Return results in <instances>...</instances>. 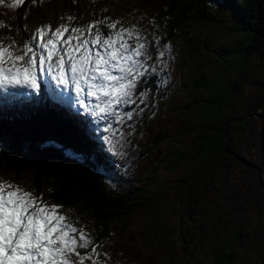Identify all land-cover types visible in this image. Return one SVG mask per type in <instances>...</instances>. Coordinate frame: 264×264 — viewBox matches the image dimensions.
Here are the masks:
<instances>
[{"label":"rangeland","instance_id":"rangeland-1","mask_svg":"<svg viewBox=\"0 0 264 264\" xmlns=\"http://www.w3.org/2000/svg\"><path fill=\"white\" fill-rule=\"evenodd\" d=\"M145 1L69 0L67 4V0H37L36 3L25 0L17 8L9 7L13 0H5L0 4V23L3 24L0 27V42L5 46L11 39L20 43L25 38L19 30L20 26L32 30L41 25H51L53 29L59 24L81 27L91 22L89 15L94 12H99L101 17H109L108 22L119 20L117 28H138L144 42L162 36L164 43L170 44L171 58L169 49L161 48L165 53L164 59L169 64L167 92L161 96L151 86L147 89L151 96L157 97L149 101L158 106L155 115L149 119L153 109L134 98L135 104L121 105L117 109L124 119L112 129L114 137L108 132L103 134L112 139L115 148L126 153L125 167L119 172L114 169V178L104 182L114 193L134 198V210L127 215V219L123 222H111L106 235L98 234L89 212L81 205L74 207L69 202L56 200L52 197L51 189L44 190L37 186L36 177L32 173L27 170L16 171L1 157L0 180L43 194L42 199L48 204L61 205L60 213L67 217L66 222L82 227L91 238L98 241L102 254L101 264H217L216 254L228 242H231V252L234 255L232 264H262L264 110L261 114L260 108L253 110L249 121L238 119L250 112L258 101L264 100V43L261 40L254 44L253 40L251 45H256L255 48L243 52L240 57L246 58L248 66L242 71L235 68L238 62L233 47L242 40L245 28L251 29L253 22L259 24L255 25L257 28L264 24L263 7L260 6L250 14L245 12V22L246 17L253 19L247 21L249 26L246 27L241 25L238 19L240 16L233 10V6L242 0H188L185 4L191 5L194 1L197 3L196 7H205L206 3L211 15L208 23L200 21L195 25H189L190 22L185 24L192 40L201 48L206 44L208 47L190 55L186 44V30H183L185 26L177 29L174 40L167 38L163 29L164 21L159 17L160 7L166 10V3L156 0L148 8ZM68 16L74 17V20L69 21ZM255 16L262 20L256 21ZM125 18L129 21L127 24L123 23ZM251 31L255 33L257 30ZM129 42L134 45L135 39ZM230 49L228 54H220ZM155 54L153 51V57ZM201 73L207 78L214 73H225L229 79V89L232 83L240 82L217 125L218 129L223 124L227 127L230 141L223 144L207 163H201L198 159L200 145L197 141L201 134H209L203 130H207L205 127H213L216 120H204L202 112L197 108L201 103L198 98L210 95L194 91L193 80ZM156 83L161 88L165 87L160 80ZM44 85L46 93L49 89L57 91L56 85L51 81L48 84L41 82L39 94L30 93L26 89L8 91L22 96L34 95L36 99L38 95L41 99ZM0 93L6 92L0 90ZM193 102L198 105L192 106ZM67 103L76 110L73 106L74 96L68 95ZM127 112L133 114L131 121L127 120ZM88 117L94 121L93 117ZM228 117L234 120L230 119L226 123ZM97 122L106 127L102 120ZM130 124L135 126L134 135H126L131 130ZM210 132L214 133L213 130ZM122 133L131 146H121ZM34 141L40 147L39 140ZM43 145L54 154L63 153L65 158L71 156L65 147L56 145L49 139H45ZM75 215L78 217H74ZM157 225L164 228L168 237L164 243L157 242L154 235ZM103 253L109 254L111 259L104 257ZM226 258L225 256L224 259Z\"/></svg>","mask_w":264,"mask_h":264},{"label":"snow or ice","instance_id":"snow-or-ice-1","mask_svg":"<svg viewBox=\"0 0 264 264\" xmlns=\"http://www.w3.org/2000/svg\"><path fill=\"white\" fill-rule=\"evenodd\" d=\"M4 2L0 0V4ZM24 3L25 0H13L9 7ZM67 19L72 21L74 17ZM109 20L104 17L81 27L59 24L54 29L51 25L34 30L22 28L25 38L20 43L11 39L5 46L0 42V90L26 89L39 94L42 81L54 82L57 91L51 97L53 110L72 95L77 114L102 120L105 132L113 137L115 124L124 119L117 109L135 104L134 98L153 109L148 116L151 119L158 106L149 101L157 97L147 89L151 86L161 96L167 92L169 64L161 48L169 49L171 58V46L164 43L162 36L144 42L138 28H117L120 21ZM133 38L134 45L129 42ZM157 80L165 87L161 88ZM126 116L128 121L133 119L131 112ZM65 118L82 127L76 117ZM129 127L126 135H134L135 126ZM124 135L121 134V146H131ZM90 155L102 161L106 169L117 172L127 163L126 153L115 148L109 136ZM42 196L0 180V264H101L98 241L82 227L66 222L67 217L60 213L62 206L48 204ZM103 256L111 259L107 253Z\"/></svg>","mask_w":264,"mask_h":264},{"label":"trees","instance_id":"trees-1","mask_svg":"<svg viewBox=\"0 0 264 264\" xmlns=\"http://www.w3.org/2000/svg\"><path fill=\"white\" fill-rule=\"evenodd\" d=\"M159 1L163 4L166 3V10L160 7L161 14L159 17L164 21L163 29L169 40H174L177 36V29L183 28L186 23L190 22L189 25L198 24L200 21L208 23V18L211 17L209 14L210 7L206 3H204L205 7H196L197 3L195 4L194 1H192L191 5L185 4L188 0ZM156 2V0H146L144 3L150 8ZM68 3L69 0H67ZM260 6L263 7L264 11V0H242L233 6V10L237 16H240L238 19L241 25L248 27L249 22L253 19L246 17L249 22H245V12L250 14L259 9ZM104 17L107 16L101 17L99 12H94L89 15V20L91 22L103 20ZM255 18L256 21L262 20V18H257L256 16ZM128 22L126 18L123 20L124 24ZM252 24L251 29L257 31L254 33L250 28L243 27L246 33L242 34V40L238 41L233 47L234 53L237 54L236 61L238 65L235 68L238 71H242L248 66L246 58L240 56L243 55L246 49L250 51L255 48L256 45L252 46L251 42L254 40L253 43L255 44L262 40L264 43V24H261L258 28L255 27V25H259L257 22ZM21 29L22 27L20 26L19 30ZM186 29L187 27L185 26L183 30ZM187 32L188 30L185 33L186 44L190 55L196 53L199 49L205 50L208 48L207 44L204 48H201ZM231 49L220 54H228ZM223 60L225 61V59ZM199 67L201 68L202 65ZM213 77L214 80H212ZM193 81L194 91L205 92L210 95L206 96L207 98H198L201 103L198 105L197 102H193L192 106L198 105L197 108L202 112L204 120L206 118L216 120V127H214L215 125L213 126L214 128L205 127L207 130H203V132H209V134L207 133L208 135L206 136L201 134L197 141V144L200 145L198 159L201 163H207L213 154L220 150L223 144H227L230 141L227 135V127L223 124L218 129L217 125H219L221 113L227 108L226 104L240 82L232 83L229 89L227 87L229 79L225 73H214L208 78L201 73ZM54 93V90L49 89L46 97L41 99L40 97L39 99H34L33 97L30 99L21 95H8L7 99H3V102L0 103V157L10 163L11 167L16 171L27 170L30 174L32 173V176L36 177L37 186L42 187L44 190L51 189L53 192L52 197L56 198V200L63 203L69 202L74 207L81 205L89 212V217L95 226V230H98V234H103L107 232L108 225L111 222H123L127 219V215L134 210L133 201L135 200L134 198L114 193L113 190L108 188L104 180L109 181L114 178V169H106L102 161L90 155L96 145L104 143L103 134L106 127L97 121H92L88 116L85 118L82 115H78L68 103L57 104L55 107L58 110H53L51 97ZM191 100H194L193 97H191ZM258 108H260L259 113L261 114L264 110V100L258 101L253 109H250L251 111L238 119V121H249L250 113ZM65 115L67 117H76V120L81 122L82 127L73 122V120L66 119ZM230 119L234 120L232 117H228L226 123L231 121ZM212 130L214 133L210 132ZM34 139L39 140L38 146L40 147L35 145ZM45 139L65 147L71 156L65 158L63 153L54 154V152L49 151L43 145ZM41 147L43 149H40ZM1 148L3 149L1 150ZM49 148L54 149L53 146H49ZM38 187H35V189L39 190ZM146 205L149 207V202ZM74 217L77 218L78 215ZM154 235L157 242L161 243L166 242L168 238L161 225L156 226ZM101 236L104 237L103 235ZM231 251L232 245L231 242H228L216 254L215 262L217 264H232L234 255ZM225 256L227 257L226 259H224Z\"/></svg>","mask_w":264,"mask_h":264},{"label":"bare ground","instance_id":"bare-ground-1","mask_svg":"<svg viewBox=\"0 0 264 264\" xmlns=\"http://www.w3.org/2000/svg\"><path fill=\"white\" fill-rule=\"evenodd\" d=\"M28 103V102H27ZM116 173V172H115Z\"/></svg>","mask_w":264,"mask_h":264}]
</instances>
